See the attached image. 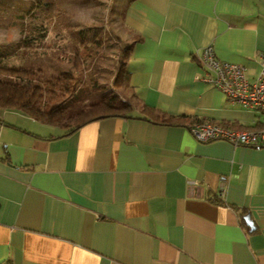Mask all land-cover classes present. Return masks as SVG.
I'll return each mask as SVG.
<instances>
[{"label":"crops","instance_id":"1","mask_svg":"<svg viewBox=\"0 0 264 264\" xmlns=\"http://www.w3.org/2000/svg\"><path fill=\"white\" fill-rule=\"evenodd\" d=\"M123 25L140 38L126 92L230 128L261 121L195 76L211 44L256 77L264 0H132ZM0 264H264V146L128 116L63 134L0 108Z\"/></svg>","mask_w":264,"mask_h":264},{"label":"trees","instance_id":"2","mask_svg":"<svg viewBox=\"0 0 264 264\" xmlns=\"http://www.w3.org/2000/svg\"><path fill=\"white\" fill-rule=\"evenodd\" d=\"M131 1L126 0L122 9V23L126 6ZM46 4L47 17L52 18L58 8L54 2ZM88 32L83 30L75 33L76 37L71 41L69 52L66 51L67 46L62 48L64 55L57 57L65 61L67 67L63 71L45 76L40 67L34 69L0 65V71L7 73L0 77V108L14 109L42 123L57 126L63 130V134L76 130L85 122L108 116L137 117L160 124H180L188 127L203 122L145 105L133 92H131L133 105L122 97L118 90L128 88L127 60L134 42L140 40L139 37L124 44L117 43V47L112 51L113 58L110 59L112 69L106 79L108 81L100 85L97 75L101 70L100 62L106 58L104 45L108 43L104 44L103 39L96 36L91 27ZM46 33L47 26L40 24L33 35L21 39V45L44 48L46 46L42 41ZM111 37L120 41L113 33ZM81 70L83 76L75 75ZM88 74H91V88L95 97L90 102H84L82 96L77 94L82 90L81 86L84 87L89 82L86 79ZM77 101L80 103L78 106H71ZM134 109H137V114L134 113Z\"/></svg>","mask_w":264,"mask_h":264},{"label":"rangeland","instance_id":"3","mask_svg":"<svg viewBox=\"0 0 264 264\" xmlns=\"http://www.w3.org/2000/svg\"><path fill=\"white\" fill-rule=\"evenodd\" d=\"M48 2H54L58 8L52 18L47 17L45 12ZM125 3L126 0H0V65L34 69L40 67L45 76L63 71L67 67L65 61L57 57L64 55L62 48L67 46L66 51L69 52L75 33L83 30L88 32L91 27L92 32L100 36L104 44L108 43L104 45L106 58L100 62L101 70L97 75V80L102 85L108 81L106 79L112 69L110 59L113 58L112 51L117 43L124 44L132 39L121 21ZM40 24L47 26V33L42 41L46 47L22 46L21 39L33 35ZM111 33L118 36L120 41L111 37ZM5 74L7 73L0 71V77ZM78 74L84 75L82 70L75 73ZM86 79L89 82L84 87L81 86L82 90L77 95L82 96L84 102H90L95 97L91 88V74ZM118 91L133 103L131 94L126 89ZM79 104L77 101L71 106Z\"/></svg>","mask_w":264,"mask_h":264},{"label":"built area","instance_id":"4","mask_svg":"<svg viewBox=\"0 0 264 264\" xmlns=\"http://www.w3.org/2000/svg\"><path fill=\"white\" fill-rule=\"evenodd\" d=\"M199 62L203 73L195 76L197 81L219 89L229 103L259 114L261 121L258 126L248 129L198 122L189 127L194 138L201 142L221 139L235 146H264V59L253 80L248 79L242 64L219 59L211 44L202 47Z\"/></svg>","mask_w":264,"mask_h":264},{"label":"water","instance_id":"5","mask_svg":"<svg viewBox=\"0 0 264 264\" xmlns=\"http://www.w3.org/2000/svg\"><path fill=\"white\" fill-rule=\"evenodd\" d=\"M244 217H245V219H246V222H247L249 225H251V222H250V220H249V215L246 214Z\"/></svg>","mask_w":264,"mask_h":264}]
</instances>
